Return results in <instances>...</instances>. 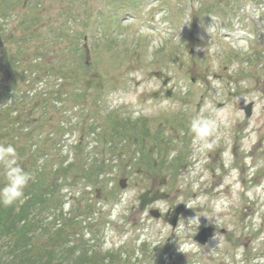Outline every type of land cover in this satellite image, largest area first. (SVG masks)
Returning a JSON list of instances; mask_svg holds the SVG:
<instances>
[{"label": "rangeland", "instance_id": "374dc122", "mask_svg": "<svg viewBox=\"0 0 264 264\" xmlns=\"http://www.w3.org/2000/svg\"><path fill=\"white\" fill-rule=\"evenodd\" d=\"M17 1H7V28L28 10L25 1L37 5L44 39L63 23L64 10L94 45L101 88L84 87L83 99L65 95L55 105L70 127L62 153L71 157L70 147L80 143L97 169L90 185L79 178L62 189L63 210L91 215L88 227L98 231L101 249L120 251L125 264H264V0ZM51 49L41 60L46 66ZM38 65L26 85L46 91L47 72L36 76ZM51 97L45 132L59 119ZM196 117L215 121L214 132L197 137ZM137 119L145 120L132 125ZM143 127L146 138L135 140ZM156 190L167 197L139 209V196ZM116 205L121 211L113 219ZM181 205L171 230L163 215ZM151 208L161 216H151ZM208 225L214 235L200 245L193 237Z\"/></svg>", "mask_w": 264, "mask_h": 264}, {"label": "trees", "instance_id": "16d2710c", "mask_svg": "<svg viewBox=\"0 0 264 264\" xmlns=\"http://www.w3.org/2000/svg\"><path fill=\"white\" fill-rule=\"evenodd\" d=\"M7 1L10 0H0V147L11 145L15 149L17 166L29 175V181L23 189V203L17 201L8 206L0 203V264H125L127 259L121 257L120 251L101 249L98 231L88 227L91 215L80 218V214L73 215L71 211L67 214L63 210L62 189L79 178L86 179L88 186L97 172L95 165L86 161L89 158L80 153V143L70 147L74 149L71 157L62 153L61 142L70 127L62 120L66 116L64 111L55 107L65 102V95L75 103L83 99L84 87L97 91L101 88L95 62L91 60L94 45L86 39L87 28L72 26L61 9L59 17L63 23L47 31L44 39L40 32L44 25L38 24L40 17L34 9L37 5L33 7L30 2L26 5L25 1L23 8L26 6L28 10L16 17L14 26L7 28L5 23L13 11ZM32 40L37 41L34 51L28 47ZM50 48L54 57L49 59L50 66H46L42 61L49 56ZM36 63L41 66L38 65L40 72L36 76L47 72L42 84L46 91L27 88ZM71 86L72 90L65 92ZM50 97L59 119L45 132L42 119L48 114ZM37 110L36 120L32 115ZM114 120L116 126L122 122ZM144 120L137 119L132 125ZM146 136L143 127L135 140ZM127 139L133 141V136ZM103 145L107 149L109 141L105 140ZM5 183L4 164L0 161V188ZM83 229L89 230L88 238Z\"/></svg>", "mask_w": 264, "mask_h": 264}, {"label": "clouds", "instance_id": "9594fccd", "mask_svg": "<svg viewBox=\"0 0 264 264\" xmlns=\"http://www.w3.org/2000/svg\"><path fill=\"white\" fill-rule=\"evenodd\" d=\"M216 127V122L203 117L193 119L191 128L197 137L204 138L211 135ZM0 161L4 164V176L6 183L0 188V203L5 206L17 201L23 203V189L29 181V175L25 173L15 159V149L9 145L0 147ZM121 205H116L113 209V219L119 215Z\"/></svg>", "mask_w": 264, "mask_h": 264}, {"label": "water", "instance_id": "95a60500", "mask_svg": "<svg viewBox=\"0 0 264 264\" xmlns=\"http://www.w3.org/2000/svg\"><path fill=\"white\" fill-rule=\"evenodd\" d=\"M164 83H165V81H164ZM250 107H251V103L248 104L244 108L247 115L250 114ZM119 183L122 187H124L125 186V179H121ZM166 197H167V194L164 192H161V191H156L152 195H149V192H145L140 196L139 207H140V209H142L146 204L152 203L158 199H163ZM180 210H181V207L175 209L170 217H165V219L172 226V228H174L176 226L177 218H178V214H179ZM150 214L155 216V217L159 216V212L157 210H150ZM212 230H213V228L210 226L204 227L196 233V235L194 236V239L197 242H199L200 244H204L207 241V239L212 236Z\"/></svg>", "mask_w": 264, "mask_h": 264}]
</instances>
